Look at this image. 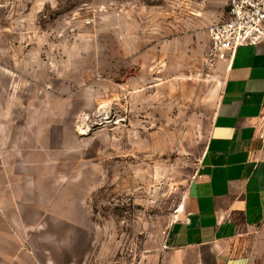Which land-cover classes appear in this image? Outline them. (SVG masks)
I'll list each match as a JSON object with an SVG mask.
<instances>
[{"label": "rangeland", "instance_id": "obj_1", "mask_svg": "<svg viewBox=\"0 0 264 264\" xmlns=\"http://www.w3.org/2000/svg\"><path fill=\"white\" fill-rule=\"evenodd\" d=\"M228 6L0 0V264H156L198 179Z\"/></svg>", "mask_w": 264, "mask_h": 264}, {"label": "crops", "instance_id": "obj_2", "mask_svg": "<svg viewBox=\"0 0 264 264\" xmlns=\"http://www.w3.org/2000/svg\"><path fill=\"white\" fill-rule=\"evenodd\" d=\"M221 66L189 207L170 225L156 264H249L264 233V43L228 52Z\"/></svg>", "mask_w": 264, "mask_h": 264}, {"label": "built area", "instance_id": "obj_3", "mask_svg": "<svg viewBox=\"0 0 264 264\" xmlns=\"http://www.w3.org/2000/svg\"><path fill=\"white\" fill-rule=\"evenodd\" d=\"M227 19L214 23L209 29L210 48L206 69L217 70L241 47L264 43V0H228Z\"/></svg>", "mask_w": 264, "mask_h": 264}]
</instances>
